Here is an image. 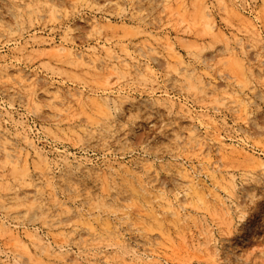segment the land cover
<instances>
[{
	"label": "rangeland",
	"instance_id": "1",
	"mask_svg": "<svg viewBox=\"0 0 264 264\" xmlns=\"http://www.w3.org/2000/svg\"><path fill=\"white\" fill-rule=\"evenodd\" d=\"M0 264H264V0H0Z\"/></svg>",
	"mask_w": 264,
	"mask_h": 264
},
{
	"label": "bare ground",
	"instance_id": "2",
	"mask_svg": "<svg viewBox=\"0 0 264 264\" xmlns=\"http://www.w3.org/2000/svg\"><path fill=\"white\" fill-rule=\"evenodd\" d=\"M173 16H174V14H173ZM176 20H180V19H176ZM255 43L256 44H259L260 43V40L258 39V38H256L255 39ZM64 49L61 47V48H59V50L58 51H63ZM69 60H70V63L71 64H78V63H81V62H83V58L78 54V55H75V54H73L71 51L69 52ZM77 56V57H76ZM76 58H78V59H76ZM37 137V136H36ZM39 138V137H38ZM23 139L24 140H26L27 139V137H25V136H23ZM36 139V138H35ZM195 143L198 145V141L197 140H195ZM60 150V149H59ZM65 153V152H64ZM81 153V152H80ZM190 184H192L191 185V188H193V189H196V187L194 186L195 184L194 183H190Z\"/></svg>",
	"mask_w": 264,
	"mask_h": 264
}]
</instances>
